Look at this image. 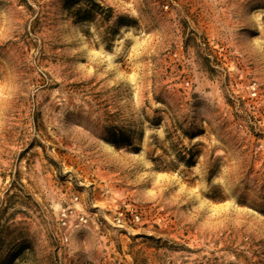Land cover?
<instances>
[{
	"label": "rangeland",
	"instance_id": "rangeland-1",
	"mask_svg": "<svg viewBox=\"0 0 264 264\" xmlns=\"http://www.w3.org/2000/svg\"><path fill=\"white\" fill-rule=\"evenodd\" d=\"M0 0V264H264V0Z\"/></svg>",
	"mask_w": 264,
	"mask_h": 264
},
{
	"label": "trees",
	"instance_id": "trees-1",
	"mask_svg": "<svg viewBox=\"0 0 264 264\" xmlns=\"http://www.w3.org/2000/svg\"><path fill=\"white\" fill-rule=\"evenodd\" d=\"M67 1V7L69 8L70 12L69 14L73 17H75L77 20L85 21L89 20L88 16L92 12V3L90 1H87L88 4H86L85 7L74 9V3L76 0H66Z\"/></svg>",
	"mask_w": 264,
	"mask_h": 264
}]
</instances>
